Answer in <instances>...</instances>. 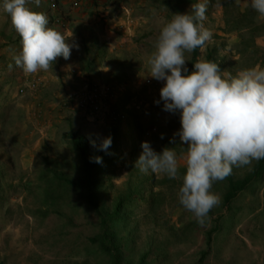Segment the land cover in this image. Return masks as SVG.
I'll use <instances>...</instances> for the list:
<instances>
[{
	"label": "rangeland",
	"instance_id": "374dc122",
	"mask_svg": "<svg viewBox=\"0 0 264 264\" xmlns=\"http://www.w3.org/2000/svg\"><path fill=\"white\" fill-rule=\"evenodd\" d=\"M78 1L54 11L52 6L60 1L42 0L41 11L36 10L47 15L49 27L77 45L71 53L73 64L63 75L53 65L27 75L15 65L22 38L10 15L0 11V264H110L90 241L99 233V214L78 191H69L67 199L56 203L47 199L44 175L50 163L76 177L70 131L94 140L92 147L98 150L109 135L113 109L129 120L121 129L125 154L102 172L99 197L111 208L129 191L141 194L112 224L124 261L136 264L147 254L144 264H264V174L228 206L223 205L226 179L215 182L211 191L221 202L203 226L178 201L187 145H180L178 136L176 145L170 143L181 127L180 115L164 111L162 100L156 103L164 82L148 76L149 59L161 28L197 0H109L108 8L101 5L90 17L75 19L69 6L92 4ZM34 6L30 2L29 7ZM206 15L204 24L213 38L199 49L197 60L206 59L213 49L225 75L264 67V17L250 7V0H209ZM185 55L191 71L192 53ZM38 77L46 84L32 87ZM90 81L111 88L112 96L105 101L108 111L76 105L73 93ZM133 121L143 127V138L128 130ZM144 141L158 152L175 149L181 157L177 179L145 175L134 167ZM252 164L234 168L232 175H244ZM216 225L219 230L210 234Z\"/></svg>",
	"mask_w": 264,
	"mask_h": 264
},
{
	"label": "clouds",
	"instance_id": "9594fccd",
	"mask_svg": "<svg viewBox=\"0 0 264 264\" xmlns=\"http://www.w3.org/2000/svg\"><path fill=\"white\" fill-rule=\"evenodd\" d=\"M42 0H0V11L22 38V50L13 57L17 67L27 74L47 71L59 57L68 60L77 47L61 32L49 27L43 12L34 11ZM75 2H79L75 0ZM209 0H197L186 13H176L160 30L155 51L149 59L151 78L162 81L159 104L163 110L179 113L180 129L171 144L186 146L182 185L178 201L203 226L209 212L220 204V196L211 191L213 184L233 174L234 168L264 160V67L254 66L225 75L219 64L203 59L190 71L186 53L201 51L213 38L207 19ZM250 7L264 17V0H250ZM96 147L94 140L90 141ZM111 135L104 137L99 150L107 152ZM134 167L142 174L180 176V159L173 147L156 151L149 141ZM93 162L102 163V157Z\"/></svg>",
	"mask_w": 264,
	"mask_h": 264
},
{
	"label": "trees",
	"instance_id": "16d2710c",
	"mask_svg": "<svg viewBox=\"0 0 264 264\" xmlns=\"http://www.w3.org/2000/svg\"><path fill=\"white\" fill-rule=\"evenodd\" d=\"M198 51L199 49L192 52L191 67H194V63L197 61ZM206 59L219 64L213 49L207 53ZM108 110L109 109L106 108V111ZM113 110L118 114H123L121 110ZM118 114L111 116L112 114L109 112L110 122L108 124V129L109 135L112 137V144L107 152L99 149L94 150L92 143L87 137L82 136L77 130L72 129L70 131L71 149L74 153H77L78 160L76 177L60 172L58 168L51 167L50 163H47L49 166H47L44 175L46 186L45 197L56 203L59 199H67V193L69 191H78V194L83 196L84 201L100 216V230L96 236L90 239L91 243L96 246L100 253L107 256L110 264H132L124 261L121 242L117 238L116 231L113 229L112 224L119 221L124 216V209L131 199L141 194L137 193V191H129L119 196L111 208L106 207L99 197L102 187L100 180L102 172L113 163L120 161L125 154L121 129L123 126L122 122H127L129 120L128 117L124 116V118ZM131 123H133V125L128 127V130L134 129L135 135L139 139L143 138L145 136V131L141 124H137L135 121ZM129 135H132V132H129ZM135 149L136 148H132L130 152L131 156L134 155ZM96 156L102 157V163L93 162ZM263 174L264 160H260L259 162L254 161L251 169L244 175L240 177L230 175L227 177L226 190L223 194V205L228 206L237 198L239 193L261 180ZM218 230L219 226L216 225L209 233L212 234ZM146 255H143L136 264H144Z\"/></svg>",
	"mask_w": 264,
	"mask_h": 264
},
{
	"label": "built area",
	"instance_id": "2783aa9c",
	"mask_svg": "<svg viewBox=\"0 0 264 264\" xmlns=\"http://www.w3.org/2000/svg\"><path fill=\"white\" fill-rule=\"evenodd\" d=\"M121 27V26H120ZM45 83L42 78L38 77L32 82V87ZM112 96V91L109 86H101L96 82L90 81L85 83L83 90L73 93V99L78 107L94 112H101L108 108L106 100ZM104 108V109H103ZM114 110L110 111L111 116L117 115ZM124 117L123 114H118Z\"/></svg>",
	"mask_w": 264,
	"mask_h": 264
},
{
	"label": "crops",
	"instance_id": "0c3cea01",
	"mask_svg": "<svg viewBox=\"0 0 264 264\" xmlns=\"http://www.w3.org/2000/svg\"><path fill=\"white\" fill-rule=\"evenodd\" d=\"M58 1H60L61 4L56 5V6L55 5L52 6V8H53L54 11H58L59 9H61L63 7V5H66L67 3H69V1H73V0H58ZM107 1H109V0H99L97 2V4H95L96 6L93 5V0H92V4L91 5H89V3H87V1H86V3L88 5H84V6L82 5V6H78V7H75L74 5L73 6H69L71 8V12H69V14H71L72 17L75 18V19L78 18L79 16H83L82 18H85L86 16L90 17L89 16V12H91L93 10L96 11L97 9H100L101 8V5L104 8H108L109 6L105 4V2H107ZM74 2H75V0H74ZM87 8H89V9H87ZM33 9H34V11H36V10L41 11V9L38 8L37 6H34ZM80 20H77V22H72V23L73 24L78 23ZM70 23L71 22H68L67 23L69 27H70ZM71 31L72 32H75L74 30H72V28H71ZM73 60H74V56L73 55H71L68 60H65L63 57H59L57 59V62L55 64H53V66L56 67L58 74L63 75L64 73H66L67 70L70 69V65L73 64ZM45 84H46V82H45Z\"/></svg>",
	"mask_w": 264,
	"mask_h": 264
}]
</instances>
